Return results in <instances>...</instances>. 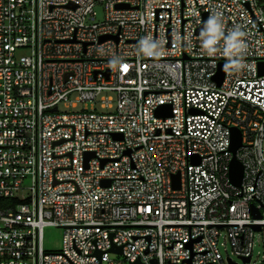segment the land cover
I'll use <instances>...</instances> for the list:
<instances>
[{
  "label": "built area",
  "instance_id": "obj_1",
  "mask_svg": "<svg viewBox=\"0 0 264 264\" xmlns=\"http://www.w3.org/2000/svg\"><path fill=\"white\" fill-rule=\"evenodd\" d=\"M217 11L225 34L246 32L221 82L230 58L206 54L198 31ZM149 38L158 48L142 50ZM261 63L264 0H0V264L251 261L256 237L264 247ZM46 226L63 228L61 249L44 247Z\"/></svg>",
  "mask_w": 264,
  "mask_h": 264
},
{
  "label": "clouds",
  "instance_id": "obj_2",
  "mask_svg": "<svg viewBox=\"0 0 264 264\" xmlns=\"http://www.w3.org/2000/svg\"><path fill=\"white\" fill-rule=\"evenodd\" d=\"M245 36L246 32L239 24L233 25L225 34L223 15L217 11L203 23L200 33L201 46L206 54L214 55L218 51H222L224 55L230 58L229 64L240 65L242 63L241 57L246 47ZM218 41H222L220 48L217 47ZM141 48L146 51L155 50L158 45L149 38L141 42Z\"/></svg>",
  "mask_w": 264,
  "mask_h": 264
},
{
  "label": "rangeland",
  "instance_id": "obj_3",
  "mask_svg": "<svg viewBox=\"0 0 264 264\" xmlns=\"http://www.w3.org/2000/svg\"><path fill=\"white\" fill-rule=\"evenodd\" d=\"M96 10L98 12L97 18L98 20L103 19L105 14V9L102 4L96 5ZM21 54H26L27 51H21ZM79 110L81 107L78 108ZM63 228L55 227V226H46L44 229L43 234V243L44 247L48 250H59L62 248V242H63ZM256 237L255 244H254V251L251 261H244L243 259L233 256V260L239 264H262L263 262V256H264V247L262 243L257 239ZM224 256L226 257L227 253L230 254L229 251H225L224 247H220Z\"/></svg>",
  "mask_w": 264,
  "mask_h": 264
},
{
  "label": "water",
  "instance_id": "obj_4",
  "mask_svg": "<svg viewBox=\"0 0 264 264\" xmlns=\"http://www.w3.org/2000/svg\"><path fill=\"white\" fill-rule=\"evenodd\" d=\"M120 6V5H119ZM203 26V25H202ZM201 26V28H202ZM201 28H199V32H201ZM229 68V63L228 62H223L220 65L219 71L216 74V79L221 82L223 80L224 77V73L226 71V69ZM260 73L264 74V63L260 64L259 67ZM159 114H163V115H171V107L167 106L165 107L164 111L162 112V108L159 109ZM241 145V134L239 129L237 128H233L232 131V145H231V150L233 153L236 152V150L238 149V147ZM242 175H243V166L242 164L236 159V157H234L230 163V177L231 180L237 184L240 183L241 179H242ZM175 178L178 180V175L175 176ZM178 183V181H177ZM257 216H260L258 211H257ZM255 229H258L259 226H254ZM111 251L114 252H121L122 248L118 247V246H113L111 248ZM244 261H249V257L243 258Z\"/></svg>",
  "mask_w": 264,
  "mask_h": 264
},
{
  "label": "trees",
  "instance_id": "obj_5",
  "mask_svg": "<svg viewBox=\"0 0 264 264\" xmlns=\"http://www.w3.org/2000/svg\"><path fill=\"white\" fill-rule=\"evenodd\" d=\"M7 202H8V200H7ZM16 202V200H10L8 203H15Z\"/></svg>",
  "mask_w": 264,
  "mask_h": 264
}]
</instances>
